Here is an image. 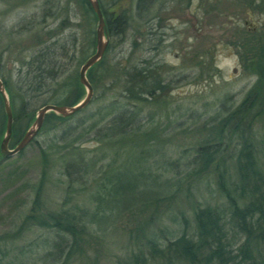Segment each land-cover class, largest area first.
<instances>
[{
  "label": "trees",
  "instance_id": "trees-1",
  "mask_svg": "<svg viewBox=\"0 0 264 264\" xmlns=\"http://www.w3.org/2000/svg\"><path fill=\"white\" fill-rule=\"evenodd\" d=\"M98 2L109 39L106 54L122 42L130 19L125 11L109 13ZM141 2L144 11L147 0ZM79 3L96 21L89 3ZM117 3L112 1L113 6ZM54 8L51 5L50 11ZM39 24L44 30L46 23ZM66 29L71 33L62 36ZM75 31L64 22L42 31L33 53L19 60L15 98L22 104L17 113L11 84L0 72L11 96L10 147L17 145L42 107L33 109L35 98L48 95L43 106H73L84 97L79 75H69ZM246 45L249 55L243 68L256 81L235 108L225 97L217 108L208 106L197 117L191 113L182 123L183 114L166 109L173 80L165 81L151 60L107 70L113 72L108 73L111 84L105 92L111 97L93 114L77 119L89 105L69 117L48 113L36 138L44 137L39 142L43 165L57 167L65 177L64 188L55 193L61 203L55 211L45 209L46 183L55 187L61 180L55 182L43 171L20 229H41L54 238L41 245L30 243L8 259L15 236L3 235L0 264L22 259L29 264L26 261L35 260L40 247L46 248L40 252L41 264H98L102 251L89 255L90 247L98 243L111 252L102 228L119 219L131 226V249L122 262L106 258L103 264H264V133L259 134L264 123V46L257 39ZM104 56L87 72L93 95ZM1 128L4 132L3 122Z\"/></svg>",
  "mask_w": 264,
  "mask_h": 264
},
{
  "label": "rangeland",
  "instance_id": "rangeland-1",
  "mask_svg": "<svg viewBox=\"0 0 264 264\" xmlns=\"http://www.w3.org/2000/svg\"><path fill=\"white\" fill-rule=\"evenodd\" d=\"M112 1L101 0L109 13L125 11L130 22L122 42L114 43L113 47H110L104 56V65L96 70L99 82L94 89L93 100L77 119L93 114L98 107L109 101L111 95L105 92L111 84L108 73L113 72L107 70L118 69L117 64L121 68L129 69L141 62H143L141 65H146L151 60L156 63L162 78L165 81L173 80L167 96L169 102L166 109L174 108L183 114L182 123L187 121L191 113L197 117L203 114L208 106L212 109L217 108L221 100L224 101L226 98L228 105L235 108L255 83V76L248 74L243 68V60L249 55V48L246 45L249 36L244 34L243 23H227L226 11H219L221 19L217 18L218 22H215L213 18L217 17V12L207 13L204 10L206 8L198 10L195 5L186 6L187 2L178 5L179 0H169L168 3L160 0L149 13L139 17L136 9L137 0H118L116 6H113ZM51 5L57 8L50 11ZM153 18L164 23H150ZM62 22L71 24V28L76 30L75 60L69 69V75L76 78L80 66L94 53L95 45L91 44V40L92 42L93 39L96 40L97 25V19L95 21L91 14L84 13L79 0H0V72L1 78L11 84L15 113L22 104L20 98H15L20 85L19 60L23 59L25 53L27 56L33 53V45L42 31L55 29ZM39 23H46L44 30ZM161 26L165 27V30ZM67 29L62 36L71 33ZM47 96L35 98L33 109L43 106L42 103ZM1 104L0 102V140L3 133L2 122L5 125L6 121ZM259 126V134H263L264 123ZM42 139L44 137L38 136L35 143H31L14 157L4 160L0 157V237L15 236L12 245L8 246V251H11L8 259L30 243L41 245L44 240L54 238L51 232L41 229L35 228L33 232L20 229L43 171H46L47 176L51 175L56 179L55 182L61 180L60 183H55V187L52 183H46L45 209L55 211L61 203L55 193L56 189L64 188L65 177L58 174L57 167L47 169L43 165L39 150L41 147L39 142ZM87 147L93 146L88 144ZM260 161L264 163V149ZM217 197L218 194L215 193V199ZM186 213L190 216V211ZM123 221L119 219L112 227L102 228L107 230L104 242L111 248V252L100 248L98 243L90 247L89 255L102 251L98 264L105 263L106 258H110L113 263L120 258L122 262L125 252L130 251L132 245L128 241L127 233L131 226L128 224L124 226ZM42 249L46 248L40 247L36 259H28L26 262L41 264L39 258ZM23 263L24 259L14 264ZM73 264H82V261Z\"/></svg>",
  "mask_w": 264,
  "mask_h": 264
},
{
  "label": "water",
  "instance_id": "water-1",
  "mask_svg": "<svg viewBox=\"0 0 264 264\" xmlns=\"http://www.w3.org/2000/svg\"><path fill=\"white\" fill-rule=\"evenodd\" d=\"M86 1L89 3L92 11L96 16L97 25L95 30L96 40L94 53L80 66L78 72L79 82L85 90L84 97L73 106L54 104H46L42 106L36 112L33 123L26 130L17 145L14 147H10L13 128V114L9 95L5 89L2 80L0 79V97L2 99L3 110L6 117L4 132L0 140V156L3 160L16 156L21 151H23L30 143H32V141L38 135L43 125L44 118L48 113L51 112L62 117H69L84 109L91 102L93 98V88L88 81L87 72L91 67L97 64L103 58L109 43V39L105 34L104 16L98 0Z\"/></svg>",
  "mask_w": 264,
  "mask_h": 264
},
{
  "label": "flooded vegetation",
  "instance_id": "flooded-vegetation-1",
  "mask_svg": "<svg viewBox=\"0 0 264 264\" xmlns=\"http://www.w3.org/2000/svg\"><path fill=\"white\" fill-rule=\"evenodd\" d=\"M141 1L142 0H140V3H142ZM158 1L160 0H147L146 7L143 11V9L140 8V3H138L139 0H137L136 9L139 17H143L145 14L149 13L151 8ZM165 2L168 3L169 0H164V3ZM184 2H187L186 6L189 7L195 5L198 10L206 8L204 10L207 13L217 12V17L215 16L216 18H213L215 22H218L217 18L221 19L219 11H226L227 23H243V27L245 28L244 34L249 36V39L251 40H260L261 44L264 46V0H179L178 5H181V3ZM150 23L164 22L154 20L153 18L150 20ZM162 28L165 30V27ZM151 33L153 34V32Z\"/></svg>",
  "mask_w": 264,
  "mask_h": 264
}]
</instances>
